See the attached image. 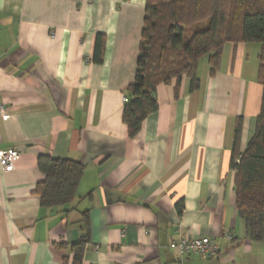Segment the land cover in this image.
<instances>
[{"label": "crops", "instance_id": "crops-1", "mask_svg": "<svg viewBox=\"0 0 264 264\" xmlns=\"http://www.w3.org/2000/svg\"><path fill=\"white\" fill-rule=\"evenodd\" d=\"M146 2L0 0V152L20 153L13 170L0 167V264H264L232 168L261 109V45H227L214 76L202 58L196 91L188 78L160 86L158 111L131 138L123 97ZM42 156L83 167L71 204L42 206ZM203 236L214 256L171 247Z\"/></svg>", "mask_w": 264, "mask_h": 264}, {"label": "trees", "instance_id": "trees-1", "mask_svg": "<svg viewBox=\"0 0 264 264\" xmlns=\"http://www.w3.org/2000/svg\"><path fill=\"white\" fill-rule=\"evenodd\" d=\"M105 37L97 35L93 61L102 63ZM259 44V83L263 87L256 130L242 153L234 151L237 211L247 235L264 243V0H147L135 81L127 88L123 121L131 138L159 109L162 85L190 80L200 88V60L209 57L214 76L227 45ZM239 132V129H238ZM238 138V134H237ZM236 138V139H237ZM45 180L38 186L44 207L69 205L75 198L83 167L68 159L42 156Z\"/></svg>", "mask_w": 264, "mask_h": 264}, {"label": "built area", "instance_id": "built-area-1", "mask_svg": "<svg viewBox=\"0 0 264 264\" xmlns=\"http://www.w3.org/2000/svg\"><path fill=\"white\" fill-rule=\"evenodd\" d=\"M128 97H123L124 104L128 102ZM1 112L4 113V106L0 105ZM20 153L16 149H9L0 152V167L4 172H8L14 169L16 162L18 161ZM227 238L231 239L232 236L228 235ZM171 247L176 250L181 258L188 256H214L218 252V243L208 237H196V238H180L171 244Z\"/></svg>", "mask_w": 264, "mask_h": 264}]
</instances>
